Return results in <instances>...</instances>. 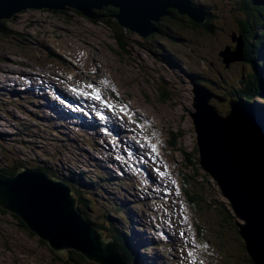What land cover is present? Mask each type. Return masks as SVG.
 Segmentation results:
<instances>
[{
  "label": "rangeland",
  "instance_id": "obj_1",
  "mask_svg": "<svg viewBox=\"0 0 264 264\" xmlns=\"http://www.w3.org/2000/svg\"><path fill=\"white\" fill-rule=\"evenodd\" d=\"M221 1L224 4L226 15L220 22L218 16L213 21L206 20L198 24L194 23L190 17H182L178 12L170 11V15H163L164 17L161 19L168 25L178 27V30L165 33L164 30L158 28L156 34L159 35L148 37H143L139 33L129 30L126 48L120 44L117 45L115 42L112 31L114 29L111 23L107 21L111 20L108 16H103L102 19H91L90 16L87 17L88 15L84 16L75 10L68 9L64 14H60V11L55 13L48 9H28L16 12L13 19L5 20L7 21L5 26L8 35L0 32V73L16 80L22 77L30 78L33 75L35 77L32 79L52 81L53 86L58 88H51V85L46 86L44 89L45 98L44 93H36L35 96L39 99L35 100L26 98V94L33 91L32 88L26 87L23 94L21 93L22 87H18L16 93L23 98L17 99V95H11L6 89L0 87V107L13 110L10 112L12 115L1 117L0 126L12 134L14 141L19 144L23 140L22 134L30 135L31 139L40 142L46 149L58 150L69 161H64L59 167H56L60 176L72 179L71 174L75 172L76 168H79L85 179L87 176L96 177L97 183L93 186L88 185L87 179L83 183L74 182L80 189L84 187L92 189L93 197L109 199V201L103 199H96V201L100 205L110 207L114 212L117 211L119 216L126 217L127 210L124 200L128 196L133 197L138 207L137 211L147 226L144 227L145 230L150 233L152 238L157 239L160 245L159 236L166 241V245L170 244L173 248V264L177 261L178 239L175 238V244L170 241V230H167L165 234L162 232L158 236L157 230L153 228L151 223H158L157 217L160 208L168 204V200L162 201L160 197L161 193L166 192V187H169L172 179L183 182V171L188 174L190 180L193 176L200 179L204 172L202 168L191 165L193 159H199V152L196 142L197 135L190 111L196 112L192 106L194 94L196 95L198 91L206 92V90L194 86L191 83V81L194 82L193 78L185 79L183 84L180 81H175L170 72L152 57V52L159 50L160 56L163 52L169 55L167 60L172 59L169 62L176 67L174 70L179 75L184 74L191 78L196 73V81L198 82L199 73L202 72V76L207 74L213 81H217V84L213 82L214 86L211 90L217 92L218 95L224 94L226 101L223 99L222 102H218L215 99L212 102L210 100V102L214 104L220 114L226 115L230 110L229 101L237 102V99H240L238 89L229 81H222L232 78L234 74L246 75L241 82L240 90L245 89L249 85L250 76L246 74L247 69L240 67V65L243 64L251 70L252 66L245 58L242 61H237L241 63L240 65L237 62L229 61L225 50L229 46L232 49H238L237 40L241 37L248 40L255 37L250 29L242 24L244 18L239 10V3L232 4L233 2H231H238L239 0ZM196 3L214 7L220 4V0H196ZM257 5L262 4L257 3ZM154 23L152 22V24ZM114 27H116L115 23ZM175 32H178V36H182L184 41L190 42L182 43L174 40L171 35L175 36ZM178 36L175 37L178 38ZM261 41L264 45V39ZM161 44L165 49L160 46ZM170 48L179 56L193 59L199 69L193 68V74L190 72L183 73L180 58L170 52ZM221 50H223L222 54H220ZM64 52L68 53V58L63 56ZM160 56L157 57L158 60H161ZM62 58L63 62L61 61ZM67 76L73 81H76L77 78L86 93L90 91L87 85L94 82L96 88L101 90L102 95L110 103L116 105L114 110L108 112V109L102 104L85 93V96L98 109L113 114L117 120L124 124L123 128L126 129V133L120 138L124 140L127 147L131 148L129 152L123 151L126 160L132 165L133 171H136L135 166H138L144 172L151 173L152 177L147 179L143 173L141 174L145 179L147 188L153 190L151 195L156 200L155 203L153 202L144 208L145 203L138 196V185L134 181V175L124 163L123 158L120 159L122 170L128 177L132 178L134 184L133 188L123 189L122 192L116 194L117 201L113 199L104 181H100L103 180L100 155L97 156L99 169L97 176H95L96 162L85 160L79 132L73 133V136L69 138V130L65 129L64 125L48 122L41 117L39 106L60 101L58 90L69 85ZM3 93L11 96H4ZM10 98L13 100V105L9 103L11 100L8 101ZM24 100L27 101L28 109L22 104ZM128 100L134 107L142 109L139 111V118L143 119L145 128L148 130L147 140L150 145L146 143L145 132L139 126L138 113L132 111L133 108ZM120 105L127 106L131 118L125 117L119 112ZM51 106L58 107L56 104H51ZM55 108L53 109L54 114L60 117L58 110L64 109V107L58 110ZM142 111L148 113L154 120L150 121L147 116H142ZM18 117H22V119ZM99 126L102 129V125ZM100 134L101 131L98 130L95 135ZM101 137L102 134L100 137L97 136L99 142ZM117 143L121 147L120 141ZM151 144L156 145V151L153 152L155 159L152 162L162 165L158 169L163 175L156 171L148 159L153 157ZM31 147L33 145H30L29 149ZM17 150H21L19 146L13 150L0 149V161L11 160L13 167L18 168L20 164L16 159L19 156L15 153ZM148 154L151 155L148 156ZM7 164L11 167L10 161ZM111 166L113 167L112 171L107 174L109 176L115 175L117 180H121L119 166L116 164H111ZM189 168L191 169L189 170ZM136 179L139 178L136 176ZM155 182L159 184V187H155ZM212 184H214L213 181ZM104 187L110 192L109 196H106L108 194ZM190 187L192 190H199L198 183H191ZM139 189L145 193L143 188ZM216 189L215 197L218 209H211L205 200L196 204L199 198L192 194V207L204 209V213L198 220L200 225L196 226L198 238L194 241V254L199 257L198 261L201 262L199 264H248L245 262V247L240 243L233 227V224L237 222L232 217L233 211L228 201L222 196L218 186ZM176 202L178 205H182L179 200ZM219 208L223 213L219 212ZM191 212V208L185 209L183 217L189 218ZM86 215L91 217L87 210ZM12 222L10 216L0 215V264L56 263L57 256L51 258L52 261L50 260V254L47 251L50 247L44 239L34 237L22 227L11 224ZM113 225L115 229L122 230L120 222L115 221ZM15 245H25L26 248ZM24 250H27L28 254L20 256ZM148 254L151 255L150 252ZM66 259L69 261L76 260L70 264H80V260L74 256L73 252L69 253ZM140 259L143 260V256H140ZM188 259L195 260V257H188Z\"/></svg>",
  "mask_w": 264,
  "mask_h": 264
},
{
  "label": "water",
  "instance_id": "obj_2",
  "mask_svg": "<svg viewBox=\"0 0 264 264\" xmlns=\"http://www.w3.org/2000/svg\"><path fill=\"white\" fill-rule=\"evenodd\" d=\"M66 5L93 19L104 18L94 15L96 11L113 7L117 9L113 17L119 26L143 37L157 30L152 22L170 15L171 8L203 23L189 0H0V19L12 18L27 7L65 9ZM200 93L205 94L203 98ZM211 97L214 96L198 91L193 103L196 112L190 113L199 152V159H193L191 165L204 171L199 180L192 177L201 192L198 202L206 197L211 209H218L214 193L218 186L231 205L240 243L256 264H264V135L238 117V105L233 104L229 113L221 115L209 105ZM235 120L253 135L238 133ZM228 127L236 129L235 134H230ZM60 191L70 194V190L44 174L26 170L15 176L0 173V208L4 211L0 210V214L17 217L44 239L50 247V260L54 256L66 259L75 250L100 264H122L117 247L102 241L98 230L77 212V200L72 201ZM191 211L195 221L204 213L202 207H192ZM122 261L129 264L123 255Z\"/></svg>",
  "mask_w": 264,
  "mask_h": 264
},
{
  "label": "bare ground",
  "instance_id": "obj_3",
  "mask_svg": "<svg viewBox=\"0 0 264 264\" xmlns=\"http://www.w3.org/2000/svg\"><path fill=\"white\" fill-rule=\"evenodd\" d=\"M66 8L64 9V8H54V9H51V8H49V7H46V6H44L43 8H36V7H27L26 9L25 8H23V9H21V10H19V11H25V10H28V9H48V10H56V11H65V10H67V9H69V8H71L69 5H66L65 6ZM96 8V7H95ZM18 11V12H19ZM94 15H96L97 17H100V15H98V14H96V13H93ZM15 15H13V17H14ZM12 17V18H13ZM88 17V16H87ZM5 17H3V18H1V19H4ZM0 19V20H1ZM7 19H11V18H7ZM142 36V35H141ZM172 37H173V39L175 40V36L174 35H171ZM180 42H183V43H185V42H190V41H184V38L182 37V36H178V38H177ZM161 47L163 46L162 44L160 45ZM163 49H165L164 47H162ZM163 49H161L162 51L161 52H163ZM175 49V48H174ZM159 51V50H158ZM222 51L223 50H221L220 51V54H222ZM225 53L228 55V57H229V61H242V60H244V58H243V54L241 53V51L239 50V49H232L231 48V46H229V48L228 49H226L225 50ZM139 55H140V53H139ZM258 55H260V56H264V48H262V47H259V54ZM169 59V55H167L165 52H163L162 53V56H160V59ZM172 59H170L169 61H171ZM143 61H144V57H143ZM147 63V62H146ZM110 69V68H109ZM174 69H176V67H174V66H172L171 67V70L174 72L175 70ZM253 71V70H252ZM132 73V72H131ZM179 75V74H178ZM253 75H254V71H253V73L251 74V75H249L250 77H249V81L251 80V78H253ZM0 76H1V84H7V85H10L14 90H15V92H16V89L18 88V87H22V91H21V93H23L24 94V89L26 88V87H29V88H32L33 89V91L30 93V94H26V98L27 99H35V100H38L39 99V97L37 98V96H35V94L36 93H40V94H42V93H44V98H45V91H44V89H45V87L46 86H48V85H51V88H57V86H53V83H52V81H49V82H46V81H43V80H37V79H32V78H34L35 76H33L32 75V77H30V78H28V77H22L21 79H18V80H16V79H14V78H8L5 74H2V73H0ZM180 76H182L184 79H192L194 82H197L196 80H197V75H192L191 76V78H189L188 76H186V75H184V74H182V75H180ZM248 81V82H249ZM259 82H260V80H259ZM64 85H67V84H64ZM58 89V88H57ZM71 89V90H70ZM69 91H71V92H69ZM58 95L60 96L59 98H60V101L59 102H49V105L48 104H46V106L45 105H43V106H39V108H40V111H41V117L44 119V120H46V121H48V122H56L57 124H59V125H64L63 127H66L65 129H68V127H67V124H68V113L64 110V109H61V110H58V109H60V108H62L63 107V105H64V103H70L71 102V99H73L76 103H78L77 105H76V108L79 110V111H81L83 114H85V115H89V120L90 121H92V123L94 124V123H96V124H98V126L99 125H102V123H103V119H97V118H95V111L85 102V100H83L82 98H80L79 96H77V94L73 91V89L72 88H70L69 87V85H67V86H63V87H61L59 90H58ZM201 95H199L200 97H204V93H200ZM28 95H30V96H28ZM35 96V97H34ZM261 96H263L264 97V94H262ZM34 97V98H33ZM263 97H258V98H260L259 100H260V102L261 103H264V102H262V98ZM43 98V99H44ZM196 98V95L194 96V99ZM12 98H10L8 101H10ZM211 100V99H210ZM210 100H209V105H213L211 102H210ZM13 102V100H11L9 103H12ZM237 102H238V104L240 105V103H239V100L237 99ZM51 104H56V105H58V107L57 108H55V107H53V106H51ZM255 106V105H254ZM254 106H251L252 108H254ZM246 107V108H245ZM245 107H242V106H240V110L241 111H238L237 113H238V117L240 118V119H242V120H247V122L249 123V125L253 128V129H255L256 131H258V132H261L263 135H264V107H262V108H260V106H258V107H256V111L260 114V115H256L251 109H249L246 105H245ZM57 109L58 110V113H59V115H60V117H57L56 116V114H54V112H53V109ZM64 108H67V107H64ZM182 110V109H181ZM193 113V112H192ZM52 115V116H51ZM252 117H251V116ZM45 121V122H46ZM184 123V122H183ZM235 125H238V128H237V131H238V133H240V132H243V133H245V134H247V135H253L252 134V132L248 129V128H245V127H243V126H241L239 123H238V121L237 120H235L234 122H233ZM115 124H116V128H117V132L116 131H110V130H108L107 128H105V127H102V129H100V126H99V129H97L96 131H98V130H100L101 131V134L103 133V132H108V133H110V134H112L113 136H115V139H116V136H117V138H119V140H120V136L119 135H124L125 133H126V129L125 128H123V123H122V121H116L115 122ZM259 124V125H258ZM81 126L83 127V123L81 124ZM64 130V129H63ZM128 130H130V129H128ZM66 131V130H65ZM96 131H94L95 132V134H96ZM69 132V131H68ZM228 132L230 133V134H235V132H236V129H233V128H231V127H228ZM75 133V132H74ZM100 134V135H101ZM100 135H97L98 137H100ZM119 136V137H118ZM65 137V136H64ZM118 139H116V141H119ZM146 178V177H145ZM71 179V178H70ZM99 179V178H98ZM147 179V178H146ZM101 182L103 181L102 179L100 180ZM150 182V181H149ZM74 184H75V182H74ZM152 186V185H151ZM155 187L157 188V187H159V184H157V182H155ZM169 191V189L166 187V192H168ZM132 220V219H131ZM126 229V228H125ZM175 238H174V236H173V240H174ZM129 240H131V243L133 244V247L135 248V250H137V253H138V251H139V253H140V249H139V247H138V245H136V243H135V241H134V239H133V237H132V235L130 236L129 235ZM124 241H125V243L128 245V243L130 242H128L127 243V241H128V237H127V241H126V239L124 238ZM170 241H172V238L170 239ZM129 245H130V243H129ZM131 247V248H130ZM129 248L130 249H132V246L130 245L129 246ZM129 249V250H130ZM133 250V249H132ZM132 250H130L132 253H133V251ZM121 253H122V251H121ZM134 254V253H133ZM122 255L125 257V255L122 253ZM140 255V254H139ZM135 256V255H134ZM125 259L128 261V262H130L126 257H125ZM135 263L136 264H138L137 263V261H136V258H135Z\"/></svg>",
  "mask_w": 264,
  "mask_h": 264
},
{
  "label": "trees",
  "instance_id": "obj_4",
  "mask_svg": "<svg viewBox=\"0 0 264 264\" xmlns=\"http://www.w3.org/2000/svg\"><path fill=\"white\" fill-rule=\"evenodd\" d=\"M194 5L197 6L198 8H200L201 11L205 12V13H210L211 12V9H208V7H206L203 3H196V0H192ZM247 3H251V4H256V3H264V0H243ZM68 10H71V11H74V9H68ZM68 10H65V11H68ZM53 12L57 13L59 11H56V10H52ZM65 11H60V14H64L66 13ZM77 10H75L76 12ZM174 11V12H178L177 10L173 9L171 10V12ZM78 12V11H77ZM117 12V9L113 8V7H108L106 8L105 10H103L102 12H100V15H104V16H110V15H114L115 13ZM260 13H264V5H257L255 7H252V8H249V9H246L244 10V16L247 18V19H250V20H258L260 19L262 16H260L259 14ZM179 14V12H178ZM72 15V14H71ZM180 15V14H179ZM182 16V15H180ZM182 17H185V16H182ZM13 19V18H11ZM5 20H9L7 18H4V19H1L0 20V32H3L4 34H7L8 35V30H7V27L5 26V24L7 23V21ZM210 20V19H208ZM158 28L160 29H163L164 31H172V27L177 29L178 30V27H174V26H171V25H168L164 22L163 19H161L159 22L157 23H154ZM207 27H209L208 24H206ZM244 27H247V26H244ZM255 31L257 32L256 35H257V41H255V38H250L251 39V44H253L254 46H250V48H247L245 47L243 49L244 51V55H243V58H247L246 61H248L250 63V65L252 66V70L254 71L255 70V62H257L258 60V54H259V47H262L264 48V45H263V42L261 40L264 39V20H259L257 22V26L255 27ZM113 36H114V40L115 42L117 43V45H121L122 47L126 48V44L128 43V40H127V37H128V31L124 28H122L121 26H119L117 24L116 27L113 26ZM116 30V31H115ZM251 33L253 34V31H251ZM175 34H178V33H175ZM153 35H158V34H151V36ZM254 35V34H253ZM247 43H249L250 41L247 39H244ZM250 44V43H249ZM250 60V61H249ZM184 61L187 63V67L190 68V69H193L194 66L192 64H190V62L187 60V59H184ZM169 64V63H168ZM262 65H263V62H262ZM199 69V68H198ZM201 71V70H200ZM190 71L188 70H183V73H188ZM193 74V72H190ZM202 72L199 73V78H198V82H202L205 81L206 83L210 80L209 76L206 74L205 76H202L201 74ZM194 75H197L196 73H194ZM263 77V76H262ZM260 80V82H259ZM256 82V83H255ZM262 94H264V77L261 78V76L259 75H253V78H251V80L249 81V85L247 88L245 89H242L240 91H238V97H239V103H240V106L242 107H245V105L251 109L256 115H260L255 109L256 107L260 106V108L264 107V103H261L260 102V98L258 97H263L261 96ZM166 97V95H164ZM262 102H264V97L262 98ZM255 105V106H254ZM251 106H254V108H252ZM246 108V107H245ZM44 168V167H43ZM62 176V175H61ZM63 178H65L64 176H62ZM183 177H184V182L187 184V185H190L191 183H197V181L195 179H192L190 180L188 174H186L184 171H183ZM96 177H92V176H87L86 179H87V182L89 183L88 185L89 186H93L95 185L97 182H96ZM67 179L68 181L74 183L75 180L73 179H70V178H65ZM98 179V177H97ZM77 182V181H75ZM101 184V183H100ZM100 188V187H98ZM189 198L191 199L192 197V194L191 192H189ZM194 196H196V198H199L200 197V190H197L195 193H193ZM82 200L81 198L78 199V203H80ZM0 210L2 212H4L1 208ZM111 213H112V221H113V224H115V221L118 222L117 218L115 217V212L114 210H111ZM221 213H223V211H221ZM122 219L123 217L120 216ZM19 223L21 224V227L24 226V222L19 220ZM124 228V227H123ZM126 230V229H125ZM116 231L119 235V237L116 238L117 240V243L118 245L121 247V251L122 253L125 255V257L130 261H133V259L135 260V256H134V251L132 249L129 248V243L126 239V237L124 236V234L122 233L121 230H119L118 228H116ZM124 238L126 239L128 245L125 243L124 241ZM128 249L132 250L133 253L131 252V254H129V251ZM74 253V256H76L79 260H80V263H82V260L81 257L82 255L81 254H76L75 252ZM81 256V257H80ZM56 256H54L53 258H55ZM56 261L57 262H67V263H74L76 262V260H71L69 261V259L67 260H63L62 258L60 257H57L56 258ZM245 262L246 259H245Z\"/></svg>",
  "mask_w": 264,
  "mask_h": 264
},
{
  "label": "snow or ice",
  "instance_id": "obj_5",
  "mask_svg": "<svg viewBox=\"0 0 264 264\" xmlns=\"http://www.w3.org/2000/svg\"><path fill=\"white\" fill-rule=\"evenodd\" d=\"M88 89H90L89 92L86 93V95L90 96L93 100L99 102L100 104H102L106 109L109 110H114L116 108V105H113L112 103H110L106 97H104L101 93V90H99L98 88H96L95 83H89L87 85ZM119 112L121 114H123V116L131 118V113L128 110L126 105H120L119 106ZM98 115H100L101 119H103V114L97 113ZM133 123H135V121L133 120ZM145 139H147V137H145ZM151 150L152 152L156 151V145L155 144H151ZM156 171L160 174L163 175V173L160 172L159 169H156ZM183 235V234H181ZM190 246V245H189ZM194 249L192 251H188L187 252V256L188 257H193L194 256Z\"/></svg>",
  "mask_w": 264,
  "mask_h": 264
},
{
  "label": "clouds",
  "instance_id": "obj_6",
  "mask_svg": "<svg viewBox=\"0 0 264 264\" xmlns=\"http://www.w3.org/2000/svg\"><path fill=\"white\" fill-rule=\"evenodd\" d=\"M71 9H74V8H71ZM74 10H76V9H74ZM79 13H81L82 15H84L82 12H80L79 10H77ZM102 10H100V11H96L95 13L96 14H98V15H100V12H101ZM115 15V14H114ZM113 15V16H114ZM84 16H86V15H84ZM104 15H100V17H103ZM112 15H110V17H111V19L116 23V19H115V17H113ZM89 18H91V17H89ZM91 19H93V18H91ZM95 19H98V18H95ZM111 26L113 27V25L111 24ZM183 70H188V71H192V70H189L187 67H184V68H182V71ZM59 167V166H58ZM109 171V170H108ZM75 175H78V174H75V173H72L71 174V177L72 176H75ZM96 175V174H95ZM9 176V175H8ZM75 177H77V176H75ZM106 190V189H105ZM109 190H110V192H111V194H112V197H113V199H115L116 201H117V198H116V194H119V189L118 188H115L112 184H111V186L109 187ZM110 192H109V195H110ZM108 195V196H109ZM114 200V201H115ZM80 205V209H78V206ZM82 205H84V202L83 201H81L80 203H78V200H77V211H79V213L80 214H83V211H82ZM110 213H111V210H110ZM116 213V212H115ZM85 214H86V212H85ZM1 215V214H0ZM111 215H112V213H111ZM110 215V216H111ZM84 216V215H83ZM11 217V221L13 220V222L11 223V224H14L16 227H21V224L19 223V219L17 218V217H15V216H10ZM85 217V216H84ZM86 218V217H85ZM88 218V217H87ZM24 230L25 229H27L28 227L27 226H23L22 227ZM29 229V228H28ZM8 237V236H7Z\"/></svg>",
  "mask_w": 264,
  "mask_h": 264
}]
</instances>
